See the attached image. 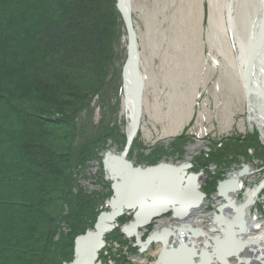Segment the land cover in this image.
<instances>
[{"label": "trees", "instance_id": "1", "mask_svg": "<svg viewBox=\"0 0 264 264\" xmlns=\"http://www.w3.org/2000/svg\"><path fill=\"white\" fill-rule=\"evenodd\" d=\"M123 30L115 0H0V264L71 262L92 229L77 176L126 137L104 122L85 136L78 119L120 83Z\"/></svg>", "mask_w": 264, "mask_h": 264}, {"label": "rangeland", "instance_id": "2", "mask_svg": "<svg viewBox=\"0 0 264 264\" xmlns=\"http://www.w3.org/2000/svg\"><path fill=\"white\" fill-rule=\"evenodd\" d=\"M210 3L213 7L212 32L215 36L208 41L207 33L211 32ZM225 3L226 0H132V20L138 36L140 69L145 88L139 132L135 146L130 149L127 158L134 161L135 166H152L162 162L189 164L191 168L187 174L200 175V191L206 197L205 206L200 209L205 215L200 225L207 229L212 226L214 215L219 216L218 209L227 204L217 194L219 183L229 181V174L250 166L252 174L242 180L245 187L254 188L264 180V144L261 132L248 122L249 100L255 95L247 94L246 88L240 83L237 69L233 66L237 53L227 33ZM238 6H235L233 16L234 29L240 37L246 38L249 34L247 22H251L249 13L254 8L252 4L245 8L241 3ZM123 31L125 35V30ZM120 43L124 57L123 67L126 35ZM214 58L219 61V66L212 68ZM205 62L207 66L204 65ZM109 77L110 83H106L100 97L92 100L89 113L79 116L78 124L85 136L93 137L99 123L104 122L114 125L126 137L121 75L120 83H117V77ZM181 117L182 129L171 136V139L168 138L166 133L177 128ZM207 148L209 151H206ZM111 149L114 153L123 151L109 141L97 153L99 159L92 161L85 170L81 169L82 172L77 176L78 188L87 197L93 198V208L85 226L94 224L101 212L109 211L111 182L104 171L102 160ZM214 155L223 161L214 163ZM261 189L259 198L251 209L252 215L259 221L264 220V187ZM237 199L243 202L244 193L239 192ZM227 206L223 208L225 215L233 212ZM166 219L171 220L169 214ZM130 220L131 217L122 215L116 222L118 226L105 236L106 245L102 252L104 264H152L155 261L159 245L150 243L149 247L142 250L134 237L128 239L121 235V227ZM175 223L177 225L173 229L186 231L179 225L180 221ZM160 225L168 228L165 222ZM154 230L155 227L149 232L143 231L141 241L145 242ZM172 241L175 244V239Z\"/></svg>", "mask_w": 264, "mask_h": 264}, {"label": "bare ground", "instance_id": "3", "mask_svg": "<svg viewBox=\"0 0 264 264\" xmlns=\"http://www.w3.org/2000/svg\"><path fill=\"white\" fill-rule=\"evenodd\" d=\"M238 3H241L244 8L245 6H251L252 4L254 8L251 10L252 13H249V18L251 16V22H247L249 34L246 35V38L245 36L240 37L234 29L233 16L235 6H238ZM122 5L124 7V11L132 19V0H130V7H128L125 0H122ZM210 6L209 31L211 30V32L207 33L208 41H211L213 36H215V33L212 32L214 28L212 3H210ZM224 6L227 12L225 17L226 19H224L227 27V33L231 37L233 41V48H235L237 53L236 62L234 60L235 63L233 66L237 69V75L239 76L241 85L244 88L249 89L252 93H255V97L249 100L248 122L252 125L254 124L259 129L264 144V0H226ZM136 38L138 41L137 34ZM204 65L207 66L206 62ZM215 66H219V61L214 58L212 68ZM248 74L249 82L247 79ZM144 76L148 81L146 73ZM126 91L127 90L122 88L121 99L126 127L129 130L132 125L133 105L131 103V99L124 97V92ZM182 119L183 117L178 120L180 124L178 123L177 128L174 131L166 133L168 138L175 135L182 129ZM187 157L190 159L189 156ZM188 161L189 160H187V162ZM95 167H97L96 164ZM244 167H246V171L244 173L239 171L229 174L228 179L232 182L224 187L220 199L226 200V205H228L227 207L233 210V212H229L230 215L228 213L225 215V209L220 212L219 215L223 217V220L219 222L213 221L212 226L215 228L211 229V226L207 229L200 225L204 219L202 217L205 216L200 210L204 207V201H202V203L197 207V210H190L187 215L180 219V226L188 225L192 228L191 231H195L198 235L197 237H190L186 235L185 231V246L183 245V247L179 248V244L181 242L180 237H183L179 231L174 234V238L172 237L173 233L176 231L173 228L177 225L174 219L171 218L173 221L169 219L155 220L159 224L164 222L168 224V228L165 226L155 230L158 231L157 233H161L164 230L166 231V233L161 234L163 236L162 240L166 237V245H168V247L160 238L155 241V244L159 245V247L156 249L155 261L152 264H156L157 262L158 264H264V220L259 221L257 217L251 213L252 206L256 204L262 189H257L258 186H255L254 188L245 187L242 180L246 176L251 175L253 169L250 166ZM113 169L118 172L123 171L118 164H114ZM106 175L109 178L107 173ZM160 177L162 178L160 180L157 178L159 182L158 184L157 181L154 183V179H152L153 181L150 183L147 176L140 178L138 182H136L137 180H134L135 178L129 176L128 182H126L118 190L120 194V202H138L142 195H147L150 196L149 198L154 199L155 208L167 200H177V198L179 200L181 199V201L187 206V202L193 197H181L174 191L173 187L170 186V182L175 181L176 178H174L171 173L165 172L162 173ZM199 179L200 178L196 179L197 183L199 182ZM223 183L224 182L219 183L218 189ZM152 184L154 186H152ZM239 192L244 193L243 202H239L237 199ZM226 205L223 206L225 207ZM142 210L145 214L150 211V208L143 207ZM126 214L127 213L125 212L124 216H126ZM96 221L94 222L92 229L87 228L80 236H84L86 233L92 232ZM134 235H138L140 238V230H137ZM134 235L132 237H135ZM173 239H175V244H173ZM103 249L104 247L96 253V258L93 262H90L91 264H95L97 261H99V264L100 262L101 264H104L102 260ZM84 255L85 258L90 257V250L85 251Z\"/></svg>", "mask_w": 264, "mask_h": 264}, {"label": "water", "instance_id": "4", "mask_svg": "<svg viewBox=\"0 0 264 264\" xmlns=\"http://www.w3.org/2000/svg\"><path fill=\"white\" fill-rule=\"evenodd\" d=\"M125 2L128 7H130V0H125ZM116 7L119 14L121 15L126 33V58L121 70V80L122 88L127 90L124 92V97L131 99V103L133 105L132 125L129 130L127 127L125 129L126 145L123 151L121 153H114V150L111 149L103 156L102 164L104 171L108 174V179L112 182L111 190L113 196L109 200V211L103 212L99 215L92 232H88L84 236H78L75 239L74 258L70 264H91L90 262H93V260L96 258V253L105 245V235L116 227V220L120 218L125 212L127 214H132V219L127 225L121 227L120 233L122 236L130 238L137 230L144 229L157 219H163V216H165L167 213L171 214V218L175 221H180V219L187 215L190 210H197V207L205 199V195L200 192V185L196 182V179L199 178L200 175L187 174V170L190 168L189 164L173 165L170 162H162L153 167H146L145 165L135 167L134 161L127 160L130 147L140 128L145 83L140 70V58L133 21L131 17L124 11L122 0H116ZM248 78L249 74L247 79ZM246 90L248 95H255V93H251L249 89L246 88ZM114 164H118V166L121 167L123 171H115L113 169ZM245 171L246 169L241 172L244 173ZM164 172L171 173L173 177L176 178L175 181L170 182V186L173 187L177 194H179L181 197H193L187 202V206L181 201V199L179 200L177 198V200H167L155 208L154 199L149 198L150 196L147 195H142L138 202H120V194L118 190L126 182H128L129 176L135 178L134 180H137L136 182H138L140 178L147 176L150 180V183H152V179H154V183L157 181L159 184L158 180L162 179L160 176ZM231 182L229 181L221 184L219 186L217 195L221 197L224 187L229 185ZM152 186L154 185L152 184ZM262 187H264V180L260 183L257 189H261ZM143 207L150 208V211L144 214L142 210ZM223 208L224 206L220 207L218 209L219 212H222L224 210ZM222 220L223 217L221 215H214L215 222ZM184 228L188 230L193 235V237L196 235L195 231H191L190 226L187 225ZM157 232L158 231H155L152 235H150L146 241V244L155 242L158 238L162 240V234L166 233V231L164 230L161 232V235H159ZM184 232V230L180 231L183 237H180L181 242L178 244L181 246L184 245V241L186 239L184 237ZM134 236L137 238V242L141 247L146 245L144 243H140L138 235ZM162 241L166 245L167 239L165 238ZM166 246L168 247V245ZM87 250H90L91 255L90 257L85 258L84 252ZM156 264H158V262Z\"/></svg>", "mask_w": 264, "mask_h": 264}, {"label": "flooded vegetation", "instance_id": "5", "mask_svg": "<svg viewBox=\"0 0 264 264\" xmlns=\"http://www.w3.org/2000/svg\"><path fill=\"white\" fill-rule=\"evenodd\" d=\"M152 228H153V226L149 227V228L146 230V232H149V230L151 231Z\"/></svg>", "mask_w": 264, "mask_h": 264}]
</instances>
